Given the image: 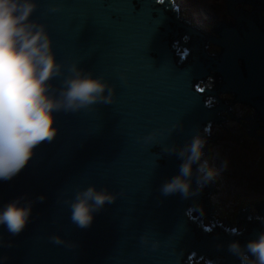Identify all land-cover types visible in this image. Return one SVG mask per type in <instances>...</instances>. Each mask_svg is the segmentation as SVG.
<instances>
[{
  "label": "water",
  "instance_id": "1",
  "mask_svg": "<svg viewBox=\"0 0 264 264\" xmlns=\"http://www.w3.org/2000/svg\"><path fill=\"white\" fill-rule=\"evenodd\" d=\"M36 3L31 19L46 25L57 61L65 66L75 62L94 78L103 77L115 86V96L112 105L54 113V140L40 144L18 175L0 181V209L17 197L33 201L19 235L0 225V264H192L201 256L206 264H240L228 245L238 241L243 247L258 239L264 220L256 217H264V204L250 203L257 210L253 216L248 206L238 208L239 233L224 229L209 216L214 212L206 199L214 191L213 181L186 199L179 193L162 195L161 185L179 175L182 160L161 154V149L182 146L211 121L220 124L225 117L218 116L221 111L232 120L255 121L243 127L264 145L254 134L264 129L257 124L264 122V17L259 16L264 0H226L235 23L212 25L218 38L178 19L171 0ZM238 3L252 5V10H236ZM54 6L59 10L51 11ZM206 42L220 46L219 54L208 55ZM179 46L183 53L175 55ZM52 83L58 86L59 80ZM230 92V101L254 108V119H236L229 112L230 105L217 94ZM210 100L217 103L207 107ZM174 124L182 128L169 136ZM153 130L156 138L145 144L142 137ZM89 185L106 188L117 198L81 229L72 223L65 201ZM40 195L42 202L36 199ZM194 210L196 219L190 214ZM202 217L212 221L210 229L202 226ZM53 234L66 243L54 244L49 239ZM153 242L158 246L153 248Z\"/></svg>",
  "mask_w": 264,
  "mask_h": 264
},
{
  "label": "clouds",
  "instance_id": "2",
  "mask_svg": "<svg viewBox=\"0 0 264 264\" xmlns=\"http://www.w3.org/2000/svg\"><path fill=\"white\" fill-rule=\"evenodd\" d=\"M37 7L36 0H0V181L18 175L40 144L54 140L58 132L54 113H75L97 104L114 103V85L103 77L94 78L75 62L65 66L57 61L46 25L31 19ZM58 10L51 8L53 12ZM121 79H125L123 75ZM54 80H59L58 86L52 83ZM178 128L182 125H172L169 136ZM156 136L157 130H153L142 139L148 144ZM207 136L205 126L182 146L172 144L161 149V154H174L182 160L179 175L161 185L162 195L179 193L186 199L198 195L215 179L217 170L205 155ZM226 166L225 161L222 167ZM116 198L117 194L106 188L97 190L89 185L76 190L74 198L65 202L69 204L72 223L86 229L93 222V213ZM36 199L42 202L45 197ZM32 206L33 201L24 196L10 201L0 209V225L12 236L19 235L29 222ZM49 239L56 245L66 243L55 234ZM140 240L148 243L145 236ZM7 246L11 247V243ZM157 246L158 242H153L152 247ZM228 251L238 257L240 264H264V232L243 247L238 241L229 243Z\"/></svg>",
  "mask_w": 264,
  "mask_h": 264
},
{
  "label": "rangeland",
  "instance_id": "3",
  "mask_svg": "<svg viewBox=\"0 0 264 264\" xmlns=\"http://www.w3.org/2000/svg\"><path fill=\"white\" fill-rule=\"evenodd\" d=\"M180 11L188 18L191 16L204 18V24L206 27L209 25L211 18H221L228 19L226 0H207L206 4L212 3L213 6L210 9H205L201 11V4L197 6L188 5L186 2L188 0H176ZM197 8L200 11V15L197 14ZM208 18L207 20L205 19ZM220 19V18H219ZM243 113L244 110L240 109ZM220 129H224V126L219 124ZM232 126V124H231ZM239 125L236 123V127ZM242 137H240L241 139ZM244 140V139H242ZM230 144L228 147L229 151L225 154L219 152L217 148L222 150L223 142L210 143L209 153L211 154L208 159L210 166L217 170V175L215 177L216 189L210 194V201L213 205V211L217 209L220 205L222 209L218 208V215L224 219L229 220L234 223L231 226L236 227L235 217L237 215V210L241 206H251L250 203H256L257 199L259 201H264V173L262 171L264 166V151L257 152L253 155L252 151L245 146V142H236L235 145L229 141H225ZM264 149V147L260 148ZM258 151H262V150ZM218 155L219 159H214V156ZM227 162L226 167H222L224 162ZM258 165V167H257ZM252 169L257 170L254 172ZM254 174V175H252ZM258 179V180H257ZM228 215L226 214V212ZM216 214V216H218ZM224 217V218H223ZM239 228L241 226L238 225ZM204 264V260L198 262L194 261V264Z\"/></svg>",
  "mask_w": 264,
  "mask_h": 264
},
{
  "label": "bare ground",
  "instance_id": "4",
  "mask_svg": "<svg viewBox=\"0 0 264 264\" xmlns=\"http://www.w3.org/2000/svg\"><path fill=\"white\" fill-rule=\"evenodd\" d=\"M160 1L161 0H159V3H160ZM171 2H172V6H175L176 8H177V11H178V14H177V17H178V19H180L181 17H182V19L183 20H185L188 24H189V27H195V28H198L200 31H202V32H204V33H206V34H209L210 36H212V37H215V33H213L212 32V30H211V27H212V25H214V24H216V23H218V22H223L224 24L225 23H230L231 25H233L234 23H235V19L232 17V16H228V19H223V18H221L220 16L218 17V18H211L210 20L211 21H209V25H208V27H206L205 26V24H204V18H199V17H194V16H191V18H188V17H186L181 11H180V9H179V6H178V3H177V1L176 0H171ZM205 2H207V0H188V2H186L188 5H190V6H194L195 5V3L197 4V6L198 5H200L201 4V11H204L206 14H207V11L205 10V9H210L212 6H213V4L212 3H209V4H206ZM236 10H238L239 8H241L243 11H245V12H247V13H250V11L252 10V5H249V4H246V3H238V4H236ZM227 11V10H226ZM197 14L198 15H200V11H199V9L197 8ZM227 15H228V13H227ZM259 16L260 17H264V11L263 10H261V9H259ZM220 18V19H219ZM205 19L207 20L208 18H206L205 17ZM215 38H218V37H215ZM183 40L184 41H186V37H185V35L183 36ZM214 45V44H213ZM213 45L211 44L210 46H209V49H210V52H211V50L213 51ZM175 46H176V44H172V47L175 49ZM214 46H216V47H218L219 48V46H217V45H214ZM214 52V51H213ZM220 52V51H219ZM219 52H216V53H214V54H219ZM179 53H183V50H182V48L179 46V48H178V50L175 52V55H177V54H179ZM236 62H237V60H236ZM232 93V92H231ZM206 106L208 107V105L206 104ZM218 116H220V113H218ZM219 124H217V123H215V122H213V121H211L210 122V125H208V127H209V129H211V128H213L214 127V131L212 132V133H210V137H215L216 139H214L213 141L214 142H212V141H209V142H207V144H206V147H205V149H206V151H207V154H206V156H210L211 154L209 153V148H210V143H219L220 141H222L223 142V146L221 147L222 148V150L220 149V148H217L218 150H219V152H221L222 153V151H223V153L225 154L227 151H229V149H228V147L230 146V144L228 143V142H224L223 140H227V141H229L230 143H233V145H235L236 144V142H238V140H239V138H236L235 136H231V135H229L227 132H226V130H225V128L224 129H220L219 128V126H218ZM224 126V125H223ZM207 127V128H208ZM251 151H252V153H253V155L255 154V153H257V152H263L264 151V149L262 150V149H260L259 147H257V148H249ZM262 150V151H258V150ZM207 157V158H208ZM214 159H219L218 158V155H216L215 154V156H214ZM257 167H258V165H257ZM263 167V169H262V171H263V173H264V166H262ZM254 172H256V176L257 175H259V174H257V170L256 169H252ZM252 175H254V174H252ZM258 180V179H257ZM213 182H214V191H215V189H216V186H215V184H216V181H215V179L213 180ZM213 191H210L209 193H208V196H207V199H206V201H207V203L208 202H210V206L212 207L211 209H210V212H214V213H210L211 214V217L216 221V224H220V226H222L224 229H227V227H228V231H230L231 229H235V233H239L242 229H243V226H242V224H239V226H241V228H239L238 227V224H237V222L235 221V223H236V227H233V226H231L232 224H234V223H232V222H230L229 220H224V219H222L219 215H218V208H220V209H222L221 208V206L220 205H218L217 206V209L216 210H218V211H213V205H212V203H211V201H210V194L212 193ZM260 202H262L263 204H264V201H259L258 199H257V202L256 203H260ZM253 203V202H252ZM245 207L246 206H241L240 207V209H245ZM250 209L248 210V212H249V215L250 216H252L253 214H255V212H256V210H255V207H254V205L253 204H251V206H248ZM224 210V209H223ZM225 211V210H224ZM226 212V211H225ZM215 213H217V215L218 216H216V214ZM238 213V212H237ZM191 214V213H190ZM197 214H198V211H196V210H194V211H192V214H191V216L194 218V219H196V216H197ZM226 214L228 215V213L226 212ZM236 217H237V215H236ZM235 217V218H236ZM203 218V217H202ZM201 218V222H202V226L203 227H208L209 229L211 228V224H212V221L211 220H209V219H202ZM235 225V224H234ZM204 260V264H206V263H208V261L206 260V258L204 257V256H201V258L200 259H198V261H200V260ZM194 261H195V259L193 258L192 259V264H194ZM195 262H197V261H195Z\"/></svg>",
  "mask_w": 264,
  "mask_h": 264
},
{
  "label": "flooded vegetation",
  "instance_id": "5",
  "mask_svg": "<svg viewBox=\"0 0 264 264\" xmlns=\"http://www.w3.org/2000/svg\"><path fill=\"white\" fill-rule=\"evenodd\" d=\"M215 37H219V35L215 34ZM206 46H205V51L206 53L209 54H214L216 52L220 51V46L219 48L214 46L213 43L210 42H206ZM213 45V51L209 49L210 45ZM183 50V49H182ZM237 64L240 65V60H237ZM198 87H202L203 88V84L201 81H198ZM217 97L219 100L224 101L225 104L230 105L229 106V112L237 119V118H246L247 116H249L251 119H254V115H255V110L252 106H249L245 103L242 102H238V101H230L234 99V94L233 93H221V94H217ZM230 101V102H228ZM217 103L216 100H210L209 103H206L208 106L209 105H215ZM233 103V104H232ZM232 104V105H231ZM244 110V112L242 113L241 110ZM224 117V120L222 122H220L221 125H224V128L226 130V132L231 135V136H235L236 138H239V142H245V146L248 148H262L264 147V145L262 143H258V141L255 139V137H250L249 135L246 134L247 131H249V128H244L243 126H248V124H253L255 123V121H251L250 119H248V121L246 119H238L236 120H232L229 117V114L225 111H221L220 112V117ZM249 122V123H248ZM236 123L239 125L238 127H236ZM248 123V124H247ZM232 124V126H231ZM258 127H263L264 126V122L263 121H257ZM214 131V127L209 129L208 127V136L210 137V133H212ZM254 134L255 136L261 137L264 139V129H255L254 130ZM240 137H242L240 139ZM244 139V140H242ZM209 142V141H208ZM208 204L210 205V202H208ZM250 209V208H249ZM256 210V209H255ZM257 213V210L255 212V214ZM253 214V215H255ZM252 215V216H253Z\"/></svg>",
  "mask_w": 264,
  "mask_h": 264
},
{
  "label": "trees",
  "instance_id": "6",
  "mask_svg": "<svg viewBox=\"0 0 264 264\" xmlns=\"http://www.w3.org/2000/svg\"><path fill=\"white\" fill-rule=\"evenodd\" d=\"M192 214V213H191ZM209 216H211V214H209ZM202 219H208L207 217H203Z\"/></svg>",
  "mask_w": 264,
  "mask_h": 264
}]
</instances>
